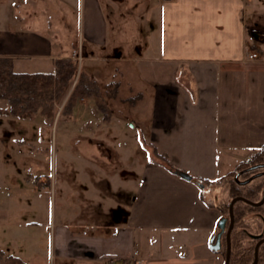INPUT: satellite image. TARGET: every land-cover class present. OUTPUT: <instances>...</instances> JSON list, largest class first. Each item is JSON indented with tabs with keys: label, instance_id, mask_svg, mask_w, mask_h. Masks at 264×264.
<instances>
[{
	"label": "crops",
	"instance_id": "crops-1",
	"mask_svg": "<svg viewBox=\"0 0 264 264\" xmlns=\"http://www.w3.org/2000/svg\"><path fill=\"white\" fill-rule=\"evenodd\" d=\"M110 1L115 0H83L82 52L68 56L46 31L26 24L0 31V57L12 58L18 73H53L63 58L80 66L104 43ZM136 5L158 25L146 41L141 38V58L135 68L122 70L127 78L122 80L137 98L151 96L149 143L142 134L140 141L165 162L152 152L154 170L136 177L139 187L132 195L122 182L119 189L103 182L97 187L104 198L83 195L94 206H75L72 214L63 207L54 232V264H225L224 240L221 250L211 247L225 216L218 186L225 187L226 174L264 145V0ZM114 49L110 60L131 62L121 44ZM252 53L257 57L250 58ZM29 66L37 69L28 71ZM98 76L90 71L85 78L99 84ZM122 80L95 91L87 84L88 96L108 99L111 106L120 99ZM87 141L110 147L100 138ZM235 160L232 169H223Z\"/></svg>",
	"mask_w": 264,
	"mask_h": 264
},
{
	"label": "rangeland",
	"instance_id": "rangeland-1",
	"mask_svg": "<svg viewBox=\"0 0 264 264\" xmlns=\"http://www.w3.org/2000/svg\"><path fill=\"white\" fill-rule=\"evenodd\" d=\"M115 1H110L113 7L105 10L109 27L104 43L97 44L98 50L90 59L77 66L76 77L66 96L55 104L51 118L8 116L5 109L9 104L0 100V249L28 264L55 263L54 232L60 224L61 209L66 208L72 214L75 206H94L83 195L95 200L104 198L97 187L103 182H109L113 189H119L122 182L132 195L139 187L136 177L154 170L153 149L140 141L142 134L149 143L153 100L148 92L144 99L134 96L122 78L127 79L123 74L127 66L136 67L135 59L141 58L140 40L146 41L158 22L141 11L137 0ZM84 15L83 0H0V31L28 24L33 31H46L59 48L64 47L66 54L72 56L78 49L82 52L87 44ZM117 44L124 47L131 62L110 60ZM90 71L98 73L99 84L87 82L85 77ZM120 79L126 87L120 88V99L111 106H107L108 99L87 96L79 98L68 113H63L77 80L85 86L90 84L95 91L100 85L105 88ZM101 105L106 110L100 109ZM88 138H100L110 147L92 145ZM237 161L229 162L223 169H232ZM263 163L264 157L252 165L256 168L254 172L244 174L243 169L228 178L225 187L218 186L219 197L225 198L224 207L230 204L234 188L241 195L252 190L255 192L252 200L262 199L264 176L256 175L250 183L256 177L250 175L260 172L258 167ZM127 176L130 179L125 185ZM235 206L239 219L234 232L235 255L239 259L248 258L259 240L251 236L264 237V204L258 209L244 202ZM225 217H229L228 210ZM260 256L259 264H264V244Z\"/></svg>",
	"mask_w": 264,
	"mask_h": 264
},
{
	"label": "trees",
	"instance_id": "trees-1",
	"mask_svg": "<svg viewBox=\"0 0 264 264\" xmlns=\"http://www.w3.org/2000/svg\"><path fill=\"white\" fill-rule=\"evenodd\" d=\"M171 1V0H165ZM55 71L53 73H18L14 70V61L10 57H0V100H6L9 108L5 109V114L11 117L20 119H34L37 115L46 118L52 117L55 104L60 102L68 93L72 82L76 77L77 64L74 59L63 58L55 63ZM90 95L88 88L81 80H77L72 93L69 96L68 102L64 107L63 113H68L80 98H85ZM100 109L106 110L102 105ZM105 119V118H104ZM153 154L156 158L165 162V158L153 148ZM264 157V145L257 148L252 154L250 161H241L226 174L225 178H231L235 174L240 173L243 169L255 164ZM50 184H48L49 186ZM40 187V186H39ZM263 190V189H262ZM232 199L236 196H244L251 199L255 192L250 190L247 195L238 193V189H231ZM252 200V199H251ZM256 201V200H253ZM229 205L224 207L228 210ZM236 208V206H235ZM258 209L259 207H253ZM225 217V216H224ZM229 218V217H228ZM239 223L238 216L235 210V227L232 232V254L230 264H251L254 260V249L249 253L248 258L239 259L235 255V228ZM253 239H260L262 236H251ZM223 248L226 256V240ZM223 242V243H224ZM263 245V244H262ZM243 246V245H242ZM262 248V246H261ZM260 248V249H261ZM245 250V249H244ZM259 251V263L262 259ZM258 263V264H259ZM0 264H28L20 257L12 254H7L0 249Z\"/></svg>",
	"mask_w": 264,
	"mask_h": 264
},
{
	"label": "water",
	"instance_id": "water-1",
	"mask_svg": "<svg viewBox=\"0 0 264 264\" xmlns=\"http://www.w3.org/2000/svg\"><path fill=\"white\" fill-rule=\"evenodd\" d=\"M180 174L185 179L192 180L191 176H189L187 174H183V173H180ZM201 187L203 188L204 185H201ZM238 202H244V203H246L250 206H253V207L262 206L264 204V190H263V197L260 201H253V200L248 199L244 196L234 197L231 200L230 205H229V218L223 217L220 220V222L218 224L220 232L217 234L216 240L214 243H212L211 247L214 250H221L223 247L222 240H223V238H225V240H226V263L225 264H230V261H231V254H232L231 237H232V232H233V229L235 226V205ZM262 244H264V237H261L255 245L254 260L251 264H258L259 263V250H260V247Z\"/></svg>",
	"mask_w": 264,
	"mask_h": 264
},
{
	"label": "flooded vegetation",
	"instance_id": "flooded-vegetation-1",
	"mask_svg": "<svg viewBox=\"0 0 264 264\" xmlns=\"http://www.w3.org/2000/svg\"><path fill=\"white\" fill-rule=\"evenodd\" d=\"M262 165H263V166L258 167V169H261V171H260V172H257V173H254V174H252V175H250V177H252V176H256V175H259L258 177H262V176H264V163H263ZM255 166H256V165H255ZM255 170H256V168H253V166L251 165V166L245 168V169L243 170V172H244V174H246V173L254 172ZM256 178H257V176H256V177H253V178L250 180V183L253 182ZM263 190H264V188H263ZM257 242H258V240H257Z\"/></svg>",
	"mask_w": 264,
	"mask_h": 264
},
{
	"label": "built area",
	"instance_id": "built-area-1",
	"mask_svg": "<svg viewBox=\"0 0 264 264\" xmlns=\"http://www.w3.org/2000/svg\"><path fill=\"white\" fill-rule=\"evenodd\" d=\"M255 57H257V54H255V53H252V54L250 55V58H255ZM108 264H117V263H108Z\"/></svg>",
	"mask_w": 264,
	"mask_h": 264
}]
</instances>
